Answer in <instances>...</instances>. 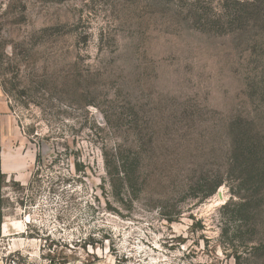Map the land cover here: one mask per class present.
<instances>
[{"label": "rangeland", "instance_id": "obj_1", "mask_svg": "<svg viewBox=\"0 0 264 264\" xmlns=\"http://www.w3.org/2000/svg\"><path fill=\"white\" fill-rule=\"evenodd\" d=\"M0 101L33 156L4 190L13 248L264 264V203L240 211L230 171L238 118L264 136V0H0Z\"/></svg>", "mask_w": 264, "mask_h": 264}, {"label": "crops", "instance_id": "obj_2", "mask_svg": "<svg viewBox=\"0 0 264 264\" xmlns=\"http://www.w3.org/2000/svg\"><path fill=\"white\" fill-rule=\"evenodd\" d=\"M33 156L7 102L0 101V264L6 240L16 245L29 242L22 221L4 215V190L11 180L21 185L31 181ZM19 244V243H18Z\"/></svg>", "mask_w": 264, "mask_h": 264}, {"label": "trees", "instance_id": "obj_3", "mask_svg": "<svg viewBox=\"0 0 264 264\" xmlns=\"http://www.w3.org/2000/svg\"><path fill=\"white\" fill-rule=\"evenodd\" d=\"M235 123V137L232 140L233 161L230 171L239 174L240 188H244L246 196L241 197L237 206L243 213H249L250 218L260 215L264 203V136L255 133L250 127L251 120L238 118ZM247 123V127L245 125ZM137 162L130 161L124 165L127 175L136 171ZM239 171V173H237ZM208 179L206 177L205 181ZM131 180L129 179V182ZM225 182V179L216 180L207 195H212ZM200 185H203L200 182ZM240 193V192H238Z\"/></svg>", "mask_w": 264, "mask_h": 264}, {"label": "built area", "instance_id": "obj_4", "mask_svg": "<svg viewBox=\"0 0 264 264\" xmlns=\"http://www.w3.org/2000/svg\"><path fill=\"white\" fill-rule=\"evenodd\" d=\"M11 239L3 245L2 264H64L42 256L39 252H28L24 248H13ZM68 264V263H65Z\"/></svg>", "mask_w": 264, "mask_h": 264}]
</instances>
